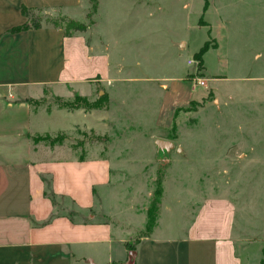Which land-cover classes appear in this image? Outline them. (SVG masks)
<instances>
[{"label":"rangeland","instance_id":"obj_1","mask_svg":"<svg viewBox=\"0 0 264 264\" xmlns=\"http://www.w3.org/2000/svg\"><path fill=\"white\" fill-rule=\"evenodd\" d=\"M205 2L208 6L203 11ZM199 19L204 28H198ZM27 23L55 24L69 35L81 33L95 52L105 51L109 38L112 43L118 41L114 47L116 51L125 48L119 55L125 64L115 68L119 70L116 75L149 79L115 83L108 92L111 101L103 97L107 95L106 85L99 82L91 99L71 88L60 92L44 89L38 100H43L39 103L47 110L56 106L97 110L104 131L74 129L35 137L34 160L83 159L101 154L121 162L130 160L117 163L123 173L119 176L115 171L113 179L116 187L129 194L137 220L143 218L156 181L162 179L161 231L183 236L204 199L226 197L234 206V231L244 235L250 246L255 241L259 250L264 246V0H94L92 4L82 0L81 6L53 17L30 11ZM82 27L84 31H76ZM204 38L208 48L217 45L204 58L208 78H222L207 81L205 88L195 87L194 98H203L187 110H178L174 131L161 133L174 143L162 163L155 156L154 137L145 131L146 122L137 114L143 105L136 97L150 93L147 106L153 112L159 103L158 93L163 92L164 84H170L158 81L160 78L188 72L186 81L191 84L192 78L203 79L195 58H188L193 61L188 65V52L180 54L185 44L178 45L177 51L174 44L183 39L197 51ZM152 78L158 80L150 83ZM211 87L220 105L208 93ZM183 92L190 93L188 86ZM45 137L60 143L51 146L47 138L39 141ZM116 206L120 209L119 204ZM106 219L111 220L107 216L94 220ZM78 221L89 218L81 215ZM146 234L137 226L132 238ZM130 245L134 247L135 241Z\"/></svg>","mask_w":264,"mask_h":264},{"label":"crops","instance_id":"obj_2","mask_svg":"<svg viewBox=\"0 0 264 264\" xmlns=\"http://www.w3.org/2000/svg\"><path fill=\"white\" fill-rule=\"evenodd\" d=\"M81 2L0 0V264H261L264 246L259 250L255 241L252 247L244 235L234 231V206L226 197L204 199L181 237L160 230L159 203L151 233L133 240L137 226L145 231L148 208L137 220L129 194L115 186L113 173H123L118 158L101 154L83 159L34 160L35 137L74 129L104 131L97 110L57 106L47 110L39 103L43 100H38L44 89L60 92L71 88L91 99L99 82L106 85L105 100L111 101L108 92L115 83L149 80L116 75L119 70L115 68L125 64L119 57L125 48L117 52L114 45L118 41L112 43L110 38L105 51L95 52L83 34L67 35L59 26L41 24L39 29L12 31L29 24L23 9L53 17L81 6ZM199 21L198 28H204ZM203 40L197 51L183 39L175 42L174 48L177 51L176 47L184 43L180 54L188 52L186 64L192 65L188 58L200 51ZM215 49L217 45L202 56L199 70L205 86L207 81L222 78H208L204 63ZM187 75L157 79L170 84H162L164 89L158 93L159 103L153 112L147 106L150 93L136 97L143 105L137 114L146 122L145 131L154 137L155 156L162 163L168 153L164 156L156 147L157 140H167L161 133L174 131L178 110H187L203 98H194L197 88L186 81ZM152 79L150 83L157 81ZM187 86L190 93L186 95L183 91ZM207 90L220 105L212 87ZM85 214L89 221H78ZM97 216L111 220L95 221ZM133 241L135 250L130 252L127 246Z\"/></svg>","mask_w":264,"mask_h":264},{"label":"trees","instance_id":"obj_3","mask_svg":"<svg viewBox=\"0 0 264 264\" xmlns=\"http://www.w3.org/2000/svg\"><path fill=\"white\" fill-rule=\"evenodd\" d=\"M88 1H89L90 4H92L94 0H88ZM207 6H208V2H205V6H204L203 11L206 10ZM28 13H29V11H26L25 9H23V14L26 17H27ZM51 26L57 27L55 24H52ZM31 27H33L35 29H39V28H41V25L38 24V25L33 26V25H30V24H26V25H24L22 27L13 29L12 31H17V30H21V29H28V28H31ZM76 31L82 32V31H84V27H82L81 29H77ZM65 33L67 34V32H65ZM207 50H208V47L206 45H204L200 49V51L197 54H195V56H194L195 60L198 62V66H199L200 69H201V64H202V56ZM46 138H47V140L50 141L49 143H50L51 146L55 145L58 142L60 143V141L50 140L48 137L42 138L39 141H45ZM157 181H156V188L154 189L153 199H152V201H151V203H150V205H149V207L147 209V213H146L147 222L145 224V232L147 234L151 233V231L155 227L156 218H157V214H158V205L160 203V198H161V195H162V179H160L159 182H157ZM127 247H128V250L130 252L135 250L134 247H132L130 244ZM262 254H263V257H262V260H261V264H264V249L262 250Z\"/></svg>","mask_w":264,"mask_h":264},{"label":"water","instance_id":"obj_4","mask_svg":"<svg viewBox=\"0 0 264 264\" xmlns=\"http://www.w3.org/2000/svg\"><path fill=\"white\" fill-rule=\"evenodd\" d=\"M156 147L159 151L163 152L162 154L165 156L174 148V145L171 141L160 139L156 141Z\"/></svg>","mask_w":264,"mask_h":264},{"label":"built area","instance_id":"obj_5","mask_svg":"<svg viewBox=\"0 0 264 264\" xmlns=\"http://www.w3.org/2000/svg\"><path fill=\"white\" fill-rule=\"evenodd\" d=\"M189 63L192 64L193 61L191 60ZM192 83H193L194 87L205 88V81L202 78H193Z\"/></svg>","mask_w":264,"mask_h":264}]
</instances>
